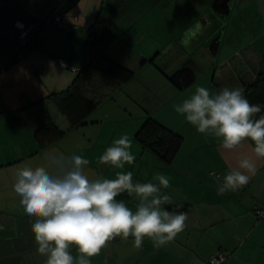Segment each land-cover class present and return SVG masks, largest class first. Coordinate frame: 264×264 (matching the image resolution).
I'll return each mask as SVG.
<instances>
[{
	"label": "crops",
	"instance_id": "obj_1",
	"mask_svg": "<svg viewBox=\"0 0 264 264\" xmlns=\"http://www.w3.org/2000/svg\"><path fill=\"white\" fill-rule=\"evenodd\" d=\"M55 7V0H0V264H45L47 259L38 253L31 231L35 217L25 214L13 190L16 170L25 164L47 166L51 156L75 154L89 161L84 170L106 171L111 166L101 165L99 157L112 139L124 135L132 141L131 167L139 164L135 175L128 171L133 182L158 184L157 175L167 177L171 187L162 188L161 194L170 196L172 204L162 205V210L172 211L182 202L179 211L187 216L186 227L160 248L145 238L136 249L131 236L117 237L91 264H209L215 253L224 254L223 264H264V218L252 213L264 204V161H257L244 187L217 191L223 177L237 167L239 155H252L253 142L245 140L240 149L229 152L220 139L199 133L175 111L197 87L212 95L224 87L243 92V86L264 71V45L254 43L264 31L244 40L242 34L264 20V0H67L60 9L65 26L23 48L17 41L19 29L47 18ZM205 18L209 23L202 33L183 46L184 33L197 21L203 26ZM107 32L114 37L99 43ZM95 42L97 53L118 65L101 59V69L80 82L89 85L80 97L81 110L100 100L80 123L81 110L66 112L50 96L75 82L79 70L93 60ZM59 58H66L69 66L59 65ZM219 61L220 67L215 65ZM116 83L120 86L111 90ZM121 97L133 105L140 100L138 116L127 113ZM101 110L106 116H99ZM147 117L182 138L170 164L135 138ZM89 128L100 129L91 135ZM79 129L85 132L70 140ZM56 131L63 133L57 139ZM48 170L55 175V169ZM116 199L133 212L139 203L126 192ZM70 251L74 257L78 254L75 246Z\"/></svg>",
	"mask_w": 264,
	"mask_h": 264
},
{
	"label": "clouds",
	"instance_id": "obj_2",
	"mask_svg": "<svg viewBox=\"0 0 264 264\" xmlns=\"http://www.w3.org/2000/svg\"><path fill=\"white\" fill-rule=\"evenodd\" d=\"M208 23L207 18L203 26L197 21L184 33L181 44L188 47ZM175 111L199 133L220 139L221 147L229 152L240 149L245 140L253 142L252 155H239L237 167L223 177L217 191L224 194L247 185L257 161H264V116L255 118L260 106L251 104L242 89L224 87L212 95L201 86ZM131 146L127 135L115 139L99 157L100 164L117 169L131 165L135 160ZM88 163L80 155H56L48 158L47 166L25 164L16 170L13 190L25 214L35 217L31 231L38 253L47 257L45 264H91V258L117 237L128 240L131 236L136 249L143 247L145 238L160 248L185 229L187 216L179 211L182 202L172 211L162 210V205L172 204L170 196L161 194L162 188L171 187L167 177L157 175L158 184L134 183L131 172H117L115 179L90 180L84 173ZM125 192L139 201L134 212L116 199ZM73 246L75 257L70 251Z\"/></svg>",
	"mask_w": 264,
	"mask_h": 264
},
{
	"label": "trees",
	"instance_id": "obj_3",
	"mask_svg": "<svg viewBox=\"0 0 264 264\" xmlns=\"http://www.w3.org/2000/svg\"><path fill=\"white\" fill-rule=\"evenodd\" d=\"M107 37L113 38L114 36L107 32L103 35V37H101L99 43L101 42L104 44ZM97 44L98 43L95 42V45L93 46V60L84 68L79 70L75 82L70 85L69 88L62 94L50 96L55 98V102H57L60 109H66V112L69 113L73 111L75 113V111L81 110L80 97L84 98L85 92L87 91V87H89V85L80 86V82L85 79L86 75L92 73L94 74L95 71L101 69V59H106L112 65H118L108 60L101 53H97ZM116 84L117 86H115V88H111V90L117 89L120 86V83ZM243 95L251 104L260 106L261 112L257 113L255 118L258 119L260 116H264V71L258 72L252 82L243 86ZM41 102L42 101L39 100L35 102V104H40ZM99 103L100 100H98L95 104L92 101L86 103L85 107H83V110H81L82 113L80 115V123L85 122L84 117L87 116L89 111L96 107ZM40 133H42V130L36 132V137L39 141L42 139ZM56 133V139L61 137L63 134L59 131H56ZM135 138L143 149L150 152L154 157L165 164H170L182 142L180 135L173 132L160 122L149 117L144 120L143 124L137 130Z\"/></svg>",
	"mask_w": 264,
	"mask_h": 264
},
{
	"label": "built area",
	"instance_id": "obj_4",
	"mask_svg": "<svg viewBox=\"0 0 264 264\" xmlns=\"http://www.w3.org/2000/svg\"><path fill=\"white\" fill-rule=\"evenodd\" d=\"M67 0H55V10L47 18L39 22H31L27 25L22 26L17 34L18 43L24 48L26 47L34 38L44 37L53 35L58 29L65 26V23L61 17L60 9L64 6ZM59 65L62 67H68L69 61L66 58L58 59ZM78 71V69H74ZM256 219L264 218V204L259 207H254L252 211ZM225 261V256L222 253H215L209 257V264H223Z\"/></svg>",
	"mask_w": 264,
	"mask_h": 264
},
{
	"label": "rangeland",
	"instance_id": "obj_5",
	"mask_svg": "<svg viewBox=\"0 0 264 264\" xmlns=\"http://www.w3.org/2000/svg\"><path fill=\"white\" fill-rule=\"evenodd\" d=\"M260 30H262V31H264V20H258V21H256V25L255 26H253V27H251L250 29L248 28V30H247V32H245V31H242V34H244L243 35V40L245 39V38H250L251 36H255V35H257L258 33H259V31ZM254 38V37H253ZM255 39H256V42H254L255 43V47H256V45H257V47H259L260 46V44H262V45H264V36H260V38L258 39V36H256L255 37ZM254 45V44H253ZM242 58V60L244 59V56H242L241 57ZM245 59H246V57H245ZM239 60V59H238ZM247 60V59H246ZM249 61V60H248ZM221 61H219V62H216V66L218 65V67H220V63ZM249 63H250V61H249ZM133 90H135V89H133ZM137 90V89H136ZM138 91V90H137ZM139 92H141V90H139ZM124 97H121L120 99H119V101H125L126 103H125V105H126V107H127V113L129 114V115H131V116H133V117H136V116H138V114L140 113V106L142 105V103L140 104V100L139 99H136L135 101H137V102H134V105L133 104H130V103H128L127 102V100H125V99H123ZM140 99L141 100H143V101H146V100H144L142 97H140ZM126 114V113H125ZM99 116H106V112L105 111H103V110H101L100 111V113H99ZM126 117H127V115H126ZM105 122V121H104ZM103 123L101 122V125H102ZM100 125V126H101ZM100 126H98V127H100ZM109 127V126H108ZM89 129H91V135H93V134H98L97 133V130L98 129H100V128H98V129H94V128H89ZM85 132V130H81V129H79V130H76V131H73L72 133H71V135H70V140H73V139H76V138H79L83 133ZM116 139H119V138H116ZM115 139H112L111 140V145L113 144V141H114ZM64 142V144H66V142H68V139L66 140V141H63ZM61 146L63 145V143H61L60 144ZM136 146H137V148H138V143H136ZM140 147V146H139ZM137 161H139V162H142V161H140V160H137ZM138 166H139V164L135 167V168H133V167H131V165H130V169H128V170H126V169H124V168H122V169H117V168H115V167H113V166H111L109 169H107L106 171H102L101 170V167H99L98 169H91V168H88V169H86V170H84V173H85V175L91 180V179H93V178H100V179H115L116 178V173L117 172H128L129 170L130 171H132L133 173H134V175H135V173H138L139 172V169H137L138 168ZM55 171V174H56V170H54Z\"/></svg>",
	"mask_w": 264,
	"mask_h": 264
},
{
	"label": "water",
	"instance_id": "obj_6",
	"mask_svg": "<svg viewBox=\"0 0 264 264\" xmlns=\"http://www.w3.org/2000/svg\"><path fill=\"white\" fill-rule=\"evenodd\" d=\"M217 40V39H216ZM215 45V44H214Z\"/></svg>",
	"mask_w": 264,
	"mask_h": 264
}]
</instances>
